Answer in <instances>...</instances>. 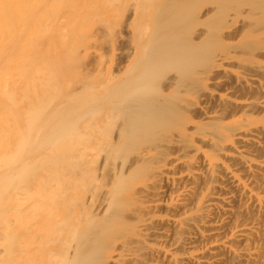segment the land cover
Here are the masks:
<instances>
[{
	"label": "bare ground",
	"instance_id": "6f19581e",
	"mask_svg": "<svg viewBox=\"0 0 264 264\" xmlns=\"http://www.w3.org/2000/svg\"><path fill=\"white\" fill-rule=\"evenodd\" d=\"M0 264H264V0H0Z\"/></svg>",
	"mask_w": 264,
	"mask_h": 264
}]
</instances>
